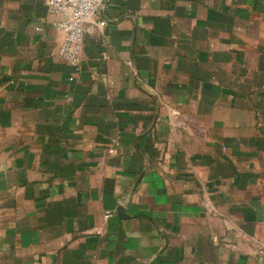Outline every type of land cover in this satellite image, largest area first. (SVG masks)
Returning a JSON list of instances; mask_svg holds the SVG:
<instances>
[{
	"label": "crops",
	"instance_id": "crops-1",
	"mask_svg": "<svg viewBox=\"0 0 264 264\" xmlns=\"http://www.w3.org/2000/svg\"><path fill=\"white\" fill-rule=\"evenodd\" d=\"M53 21L0 0V264H264V0Z\"/></svg>",
	"mask_w": 264,
	"mask_h": 264
},
{
	"label": "built area",
	"instance_id": "built-area-1",
	"mask_svg": "<svg viewBox=\"0 0 264 264\" xmlns=\"http://www.w3.org/2000/svg\"><path fill=\"white\" fill-rule=\"evenodd\" d=\"M45 1L54 17L53 27L62 35L60 57L75 70H80L86 34L100 23L108 0Z\"/></svg>",
	"mask_w": 264,
	"mask_h": 264
}]
</instances>
